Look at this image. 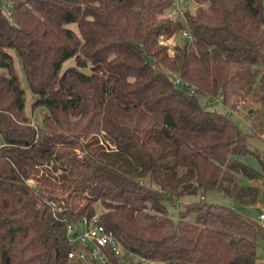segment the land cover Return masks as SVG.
<instances>
[{
	"label": "trees",
	"instance_id": "obj_1",
	"mask_svg": "<svg viewBox=\"0 0 264 264\" xmlns=\"http://www.w3.org/2000/svg\"><path fill=\"white\" fill-rule=\"evenodd\" d=\"M191 1L173 21L174 0H0V264H85L66 223L96 212L134 254L108 264H256L264 228L206 194L257 200L242 177L264 174L249 143L264 137V0ZM181 30L171 55L160 38ZM200 95L250 96L252 133Z\"/></svg>",
	"mask_w": 264,
	"mask_h": 264
},
{
	"label": "rangeland",
	"instance_id": "obj_2",
	"mask_svg": "<svg viewBox=\"0 0 264 264\" xmlns=\"http://www.w3.org/2000/svg\"><path fill=\"white\" fill-rule=\"evenodd\" d=\"M2 4H5L4 2ZM179 7L181 8L180 11L176 15L172 16L173 21L182 20L184 18V11L190 10L194 11L196 8V4L191 0H184V2L180 3ZM171 13V12H170ZM170 13L168 16H170ZM168 14V13H167ZM171 17V16H170ZM72 28H75L74 25H71ZM188 39L187 36L183 35V31L177 32L173 36H166L163 35L160 40L161 43L166 44V46L169 48V53L173 55L178 47H181L184 43V41ZM12 55L14 58V68L17 73V75L20 78L22 86L25 88L26 91V104H25V110L30 115L32 122H40L41 116L46 112V108L44 106H38L35 109L31 108V101L33 100L34 96L29 88L28 83L26 82L24 78V73L19 61L18 56L14 51H12ZM75 64V60L71 59L66 62L65 66ZM89 71V68L86 69ZM262 73H264V66L261 68ZM244 96L249 99V106L247 109L244 110H236L231 109V104L224 103L220 99H212L211 103H208V98L204 95L199 96V100L201 103L206 104L208 108L215 109L219 112H223L226 114H229V116L232 118V120L246 133H252V126L251 122L248 119L249 116V107H257V105L252 101V98L250 96L245 95H237L235 98L230 97V101L232 102L237 101L238 97ZM249 143L250 147L254 150L259 151L260 153H264V137L260 136H249ZM243 161L250 165L251 167L255 168L259 172H262L261 164L258 160V158L254 154H246L243 156ZM264 173V172H263ZM262 174V173H261ZM262 180V181H261ZM242 182L244 184H252L257 185L259 188V193L257 196V200L255 203H242L239 201L234 200L230 196L219 192V191H209L206 194V199L209 201L219 202L227 205L234 206L236 209H238L239 212L244 214L246 217L251 218L255 221L258 220V217L260 214L264 213V174L262 175V179H249L247 177H242ZM196 196L187 195L179 199L174 200H167L166 205L168 207V213L170 216H172L175 219H178L179 217V211L182 206H185L188 202L194 200ZM192 218V217H191ZM193 219V218H192ZM257 255L258 260L256 264H263L264 263V235H258L257 237Z\"/></svg>",
	"mask_w": 264,
	"mask_h": 264
},
{
	"label": "built area",
	"instance_id": "obj_3",
	"mask_svg": "<svg viewBox=\"0 0 264 264\" xmlns=\"http://www.w3.org/2000/svg\"><path fill=\"white\" fill-rule=\"evenodd\" d=\"M182 2H184V0H174V6L170 13L171 17L181 10L179 5ZM3 9L8 16H11L10 4L5 3ZM183 35L190 37L187 31H183ZM249 104V99L247 97H239L236 101L235 109H247ZM258 221L264 228V213L260 214ZM66 230L69 241L79 245L78 248L69 252V258L79 259L85 264H92L93 262L108 264L110 262L109 252L122 261L134 256V254L127 250L114 236L113 232L101 223L100 212H96L92 216H83L78 223L68 221L66 223ZM137 258L141 264H151L150 261L144 257L138 256Z\"/></svg>",
	"mask_w": 264,
	"mask_h": 264
},
{
	"label": "water",
	"instance_id": "obj_4",
	"mask_svg": "<svg viewBox=\"0 0 264 264\" xmlns=\"http://www.w3.org/2000/svg\"><path fill=\"white\" fill-rule=\"evenodd\" d=\"M251 111V110H250Z\"/></svg>",
	"mask_w": 264,
	"mask_h": 264
}]
</instances>
